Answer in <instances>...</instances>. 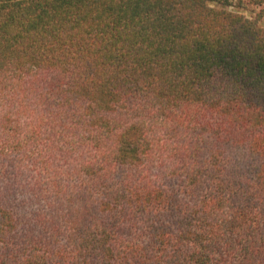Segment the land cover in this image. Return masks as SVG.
<instances>
[{
  "label": "trees",
  "instance_id": "16d2710c",
  "mask_svg": "<svg viewBox=\"0 0 264 264\" xmlns=\"http://www.w3.org/2000/svg\"><path fill=\"white\" fill-rule=\"evenodd\" d=\"M264 0H0V264H264Z\"/></svg>",
  "mask_w": 264,
  "mask_h": 264
},
{
  "label": "rangeland",
  "instance_id": "374dc122",
  "mask_svg": "<svg viewBox=\"0 0 264 264\" xmlns=\"http://www.w3.org/2000/svg\"><path fill=\"white\" fill-rule=\"evenodd\" d=\"M261 8H264V5L255 6V9H256L257 12H260ZM259 19H260V23L264 26V15L260 16Z\"/></svg>",
  "mask_w": 264,
  "mask_h": 264
}]
</instances>
